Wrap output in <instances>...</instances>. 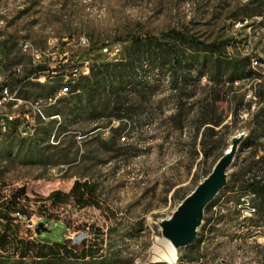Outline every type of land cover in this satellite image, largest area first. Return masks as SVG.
I'll list each match as a JSON object with an SVG mask.
<instances>
[{"label":"rangeland","instance_id":"rangeland-1","mask_svg":"<svg viewBox=\"0 0 264 264\" xmlns=\"http://www.w3.org/2000/svg\"><path fill=\"white\" fill-rule=\"evenodd\" d=\"M263 14L264 0H0V54L10 70L23 65L21 79L31 75L20 89L31 100V136L0 145V204L24 188L30 200L22 197L20 206L35 215L31 221L19 217L21 235L38 242L64 238L79 254L12 256L0 264H171L154 255L155 239L164 237L161 222L239 135L244 138L226 186L206 208L195 241L177 249L175 264H264V198L250 189L256 177L264 182V20L255 18ZM246 18L249 24L234 23ZM171 29L221 43L225 56L245 59L251 76L210 80L201 74L204 68L194 67L192 83L175 89L165 66L147 63L146 93L125 97L138 111L121 118L116 103L105 106V64L125 61L134 37L146 41ZM82 36L89 46L70 43ZM23 38L39 48L60 44L67 56L37 67L19 47ZM252 43L257 68L247 53ZM108 44L120 45L114 61L102 51ZM87 65L89 75L68 79L72 68ZM209 119L219 124H203ZM75 180L95 184L100 207L71 202L48 210L35 204L36 195L68 191ZM246 205L256 211L242 221ZM42 214L61 226L51 222L37 234ZM88 246L98 251L83 258Z\"/></svg>","mask_w":264,"mask_h":264},{"label":"trees","instance_id":"trees-1","mask_svg":"<svg viewBox=\"0 0 264 264\" xmlns=\"http://www.w3.org/2000/svg\"><path fill=\"white\" fill-rule=\"evenodd\" d=\"M259 0H251L254 3ZM143 47L142 49H140ZM212 54V55H211ZM157 64L166 67L167 75L173 88L183 89L193 81V68H204L201 74L208 76L210 80L228 77V81L251 76L252 71L247 69L245 59H233L224 55L222 44L217 41L205 42L190 33H185L176 29H171L162 33L160 36L146 38L134 37L129 53L125 61L108 62L104 66L102 75L109 82V88L105 89L107 93L105 106L111 102L116 103L118 110H123L119 116L121 118H134L138 108L129 106L125 103L127 94L138 91L140 94L146 93L148 89V72L144 64ZM94 75V73H93ZM89 76H84L88 78ZM79 89V88H76ZM92 95L86 97L87 102H92ZM264 99V96L262 97ZM219 124L213 119L204 120L203 124ZM209 132L214 133L212 126H207ZM250 189L257 192L260 198H264V185L258 182H251ZM23 198L30 200L26 190L20 189L11 195V200L6 204H0V258L26 257L35 258H73L79 254L68 246L62 239L61 242H38L21 235L19 223L23 222L19 217L24 216L30 219L35 215L28 212L24 206H20ZM20 201V202H19ZM38 208L59 207L74 202L79 207L98 206V194L95 184L91 181L75 180L68 191L53 190L47 196H38L34 198ZM41 222L49 226L54 222L56 226H61L59 221L53 220L48 215H40ZM64 227V226H63ZM65 228V227H64ZM36 230V228H35ZM46 230V231H48ZM44 232L41 231L40 234ZM96 246H88L82 250L83 258L94 256Z\"/></svg>","mask_w":264,"mask_h":264},{"label":"built area","instance_id":"built-area-1","mask_svg":"<svg viewBox=\"0 0 264 264\" xmlns=\"http://www.w3.org/2000/svg\"><path fill=\"white\" fill-rule=\"evenodd\" d=\"M251 0H249L250 2ZM257 22L264 20V14L262 16L255 17ZM252 19H240L234 20L235 24H239V21H246L249 24ZM70 43H77L78 45L89 46L90 41L86 36H82L78 39L72 38ZM20 49L32 58L33 64L37 67H49L52 62H61L67 56V52L63 50V47L57 43H51L46 48H39L27 38H23L19 42ZM102 51L108 55L109 60H116V55L121 52L119 44H108L102 48ZM252 46L247 48V53L250 57L255 58V67L259 65V59L252 54ZM23 65L17 64L10 70L7 67L6 60L0 54V145L9 142L14 137H30L31 136V100L26 99L20 95V89L24 82L30 78L29 75L26 79H21L23 73ZM89 65L85 67H74L70 70L68 79L75 80L80 75H89ZM252 182H258L260 185H264L261 182V177H256V180ZM256 196H259L256 192ZM254 215L249 214L247 211L239 212L240 220L244 221L250 219ZM22 217V216H21ZM27 219L26 217H24ZM31 221V218L28 219ZM48 226V225H47ZM264 242V238H259Z\"/></svg>","mask_w":264,"mask_h":264},{"label":"water","instance_id":"water-1","mask_svg":"<svg viewBox=\"0 0 264 264\" xmlns=\"http://www.w3.org/2000/svg\"><path fill=\"white\" fill-rule=\"evenodd\" d=\"M243 138V135L234 138L232 147L217 161L213 171L182 201L169 219L161 222L163 236L169 239L176 249L189 246L195 241L206 208L226 186L227 170ZM46 230L48 228L44 222L38 223L37 234Z\"/></svg>","mask_w":264,"mask_h":264},{"label":"bare ground","instance_id":"bare-ground-1","mask_svg":"<svg viewBox=\"0 0 264 264\" xmlns=\"http://www.w3.org/2000/svg\"><path fill=\"white\" fill-rule=\"evenodd\" d=\"M252 195L256 197V192H254ZM243 211L254 213L256 211V208L255 206L253 207L250 205H246V207L243 208ZM154 255L157 261L163 260L171 264H175L178 258L177 249L172 244V242L165 237H157L155 239Z\"/></svg>","mask_w":264,"mask_h":264},{"label":"crops","instance_id":"crops-1","mask_svg":"<svg viewBox=\"0 0 264 264\" xmlns=\"http://www.w3.org/2000/svg\"><path fill=\"white\" fill-rule=\"evenodd\" d=\"M43 242H48V243H50V241H47V240H42Z\"/></svg>","mask_w":264,"mask_h":264}]
</instances>
